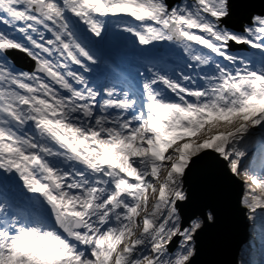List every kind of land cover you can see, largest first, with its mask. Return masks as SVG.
Returning <instances> with one entry per match:
<instances>
[{
	"label": "snow or ice",
	"instance_id": "6c2138e0",
	"mask_svg": "<svg viewBox=\"0 0 264 264\" xmlns=\"http://www.w3.org/2000/svg\"><path fill=\"white\" fill-rule=\"evenodd\" d=\"M254 8L0 0V264H195L215 216L185 218L181 206L186 175L209 157L245 183L254 237L239 264H264V10ZM112 21L127 35L109 40Z\"/></svg>",
	"mask_w": 264,
	"mask_h": 264
},
{
	"label": "water",
	"instance_id": "95a60500",
	"mask_svg": "<svg viewBox=\"0 0 264 264\" xmlns=\"http://www.w3.org/2000/svg\"><path fill=\"white\" fill-rule=\"evenodd\" d=\"M247 2L255 5L247 11L264 10V0ZM245 14L246 10L237 8L229 24L240 27ZM185 189L190 196L181 206L185 218L208 211L215 216L214 222L206 223L197 234L195 264H239L240 250L249 237L247 209L241 206L244 182L228 173L222 162L209 157L199 160L186 175Z\"/></svg>",
	"mask_w": 264,
	"mask_h": 264
},
{
	"label": "rangeland",
	"instance_id": "374dc122",
	"mask_svg": "<svg viewBox=\"0 0 264 264\" xmlns=\"http://www.w3.org/2000/svg\"><path fill=\"white\" fill-rule=\"evenodd\" d=\"M117 35H119V34H118V33H114V37L117 36ZM125 35H126V34H125ZM255 130H256V129H253V131H255ZM239 179L243 181V178H242V177L239 178ZM243 182H244V181H243ZM244 186H245V183H244ZM245 193H246V188L244 189L243 197L245 196ZM255 194H256L257 196L260 194V193H259V189H256ZM148 195H149V200H148V202H150V201L152 202L153 200H156V199H157V197H156V196H153V195L151 194L150 191H149ZM258 211H259V210H258ZM248 221H249V220H248ZM250 235H251V237H250V242L253 243L254 233H253V229H252L251 225H250ZM245 253H246V252H244V258H245V260H248L249 258L245 256ZM240 258L242 259V258H243V255H242ZM259 258H260V256H258V255H257V256H253V257H251L252 264H257Z\"/></svg>",
	"mask_w": 264,
	"mask_h": 264
},
{
	"label": "bare ground",
	"instance_id": "6f19581e",
	"mask_svg": "<svg viewBox=\"0 0 264 264\" xmlns=\"http://www.w3.org/2000/svg\"><path fill=\"white\" fill-rule=\"evenodd\" d=\"M115 33V32H114ZM119 35H125V34H119ZM127 35V34H126ZM164 177H163V175H161V177H160V179L162 180ZM246 187L244 186V189H245ZM243 194H244V191H243ZM154 202H155V200H153L152 202L150 201V202H148V204H149V211H151V205L152 204H154ZM137 235H139V233H137ZM133 239H135V237H133Z\"/></svg>",
	"mask_w": 264,
	"mask_h": 264
}]
</instances>
